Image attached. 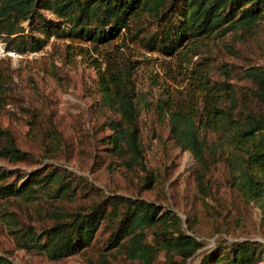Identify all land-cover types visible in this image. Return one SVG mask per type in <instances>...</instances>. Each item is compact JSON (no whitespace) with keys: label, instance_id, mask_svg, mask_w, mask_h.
<instances>
[{"label":"rangeland","instance_id":"rangeland-1","mask_svg":"<svg viewBox=\"0 0 264 264\" xmlns=\"http://www.w3.org/2000/svg\"><path fill=\"white\" fill-rule=\"evenodd\" d=\"M63 2L37 0L31 18L8 26L0 22V65L8 76L0 95V125L31 152L18 162L0 156V167L13 171L7 179L16 185L33 170H55L73 179L76 194L70 202L56 197V181L35 188L31 196L0 198V254L13 264H98L102 259L109 264H140L128 257L123 245H111L117 221L103 219L88 246L57 258L24 245L12 232L13 218L24 225L22 229H36L30 224H49L57 205L68 210L89 207L103 193L153 201L161 212L176 213L185 230L190 223L204 244L184 264H200L202 255L221 238L264 243L260 202L245 200L232 184L225 160L230 146L219 147V157L204 176L211 178V192H202L193 154L171 138L164 111L166 102L186 100L195 89L201 109L200 72L208 74L223 94L233 90L239 97L251 95L253 85L243 70L251 65L264 68V17L223 32L224 23L207 35L194 36L188 27L191 0H147L127 12L126 26L104 42L78 33L76 10ZM95 24L90 20V27ZM7 28L15 32L9 34ZM111 73L132 92L143 167H128L111 149L109 122L119 117L115 86L109 80L111 98L100 79ZM45 149L54 153L47 157ZM147 235L153 238L151 232ZM155 263L169 264L163 251Z\"/></svg>","mask_w":264,"mask_h":264},{"label":"trees","instance_id":"trees-1","mask_svg":"<svg viewBox=\"0 0 264 264\" xmlns=\"http://www.w3.org/2000/svg\"><path fill=\"white\" fill-rule=\"evenodd\" d=\"M188 27L196 36L206 35L226 23L221 31L237 25H250L256 18L264 17V0H191ZM37 0H0V22L28 19L36 12ZM147 4V0H64L63 6H73L76 10L74 26L78 33L98 41H107L118 35L126 26V13ZM238 10L239 13H238ZM238 13L237 18H233ZM73 18V17H72ZM96 24L90 27V20ZM9 34L14 33L7 28ZM117 73V72H116ZM244 76L253 85L251 95L241 97L231 90L221 93L220 87L208 76L200 72L198 90L202 93L199 110L189 93L186 100L166 102L169 133L174 142L183 150L188 149L195 159V178L202 192L211 189L210 176L204 179L216 162L218 149L222 143L230 146L225 160L230 166L232 184L245 200L260 202L264 217V68L251 65L243 70ZM7 73L0 65V95L7 88ZM109 78V79H108ZM106 95L113 97L109 80L114 83L116 105L119 114L109 122L112 133L108 135L111 149L116 157L123 158L128 167L144 166L138 113L135 109L131 90L120 76L101 74ZM46 156L54 152L45 149ZM31 152L20 147L8 127L0 125V156L10 162L27 159ZM58 169V168H56ZM12 170L0 167V198L9 195L31 196L35 188H44L56 182V197L66 202L73 201L75 184L70 176L60 172L43 171L40 168L28 173L18 185L7 178ZM30 192V193H29ZM208 191V193H210ZM110 205V209H107ZM57 205L50 215L49 224H30V229H22L18 221L12 219V232L24 245L35 246L51 258L66 256L88 246L103 219L117 221L111 245L124 246L128 257L138 259L140 264H156L157 255L163 251L169 264H184L200 247L203 241L196 230L187 223L185 230L176 213L161 208L153 201L140 198L122 197L118 194L103 193L98 200H92L86 211L65 209ZM24 231L23 234L18 232ZM220 231V230H216ZM148 232L152 239H148ZM124 240V241H123ZM264 260V243L258 240H228L221 238L202 255L200 264H257ZM0 264H13L12 260L0 254ZM96 264V263H92ZM98 264H109L102 259Z\"/></svg>","mask_w":264,"mask_h":264}]
</instances>
